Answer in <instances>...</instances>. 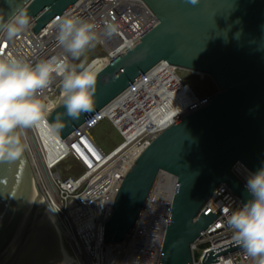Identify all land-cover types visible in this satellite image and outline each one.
<instances>
[{
	"label": "water",
	"instance_id": "1",
	"mask_svg": "<svg viewBox=\"0 0 264 264\" xmlns=\"http://www.w3.org/2000/svg\"><path fill=\"white\" fill-rule=\"evenodd\" d=\"M78 0H0L24 3L32 31L51 26ZM156 24L97 73L93 111L68 121L64 139L159 61L207 75L217 91L207 104L163 130L138 155L122 179L103 227V241L120 242L131 232L160 172L175 177L170 214L158 264H193L191 245L218 217L202 207L219 185L243 205L251 195L232 172L240 162L253 174L264 167V0H141ZM57 105L51 110V122ZM47 210L24 151L0 162V264H28L52 241L43 229ZM241 248L209 252L203 264Z\"/></svg>",
	"mask_w": 264,
	"mask_h": 264
},
{
	"label": "built area",
	"instance_id": "2",
	"mask_svg": "<svg viewBox=\"0 0 264 264\" xmlns=\"http://www.w3.org/2000/svg\"><path fill=\"white\" fill-rule=\"evenodd\" d=\"M86 18L99 26L106 24L117 31L98 44L105 64L134 46L156 24V18L141 0H78L64 14ZM63 14V15H64ZM62 15V16H63ZM30 28L13 41L0 40V56L16 55L30 62L65 55L56 41L55 23L34 33ZM70 59V58H69ZM73 63V61H71ZM182 70L159 61L118 96L108 102L85 124L62 139L43 128H29L22 133L26 154L46 203L55 211L58 225L79 264H158L170 214L175 177L160 172L131 230L123 241H103V227L123 177L138 155L163 130L181 116L207 104V96L199 97L180 76ZM201 76H204L200 74ZM60 77L45 90L50 111L60 100ZM185 101L187 105L182 107ZM108 120L120 142L104 151L92 139L90 128ZM71 159L80 173L63 177L57 165ZM234 175L246 184L253 174L240 162L232 167ZM242 206L224 186L219 185L202 207V211L218 212L191 245L192 263L203 264L209 252L217 253L236 246L223 209ZM254 264L239 248L217 257L213 264Z\"/></svg>",
	"mask_w": 264,
	"mask_h": 264
},
{
	"label": "clouds",
	"instance_id": "3",
	"mask_svg": "<svg viewBox=\"0 0 264 264\" xmlns=\"http://www.w3.org/2000/svg\"><path fill=\"white\" fill-rule=\"evenodd\" d=\"M187 2L195 6L199 0ZM54 23L63 58L33 63L16 55L0 56V162H15L22 157L25 129L43 128L58 136L68 121H79L83 114L93 111L98 73L91 64L71 61H80L117 29L106 24L101 32L96 23L67 13ZM30 26L31 17L24 3H9L7 12L0 13V40L11 42ZM57 77L61 78L60 105L64 111L56 112L50 122L44 92ZM245 187L252 198L230 215L228 208L223 211L236 244L254 264H264V167L248 175ZM224 264H232V260Z\"/></svg>",
	"mask_w": 264,
	"mask_h": 264
},
{
	"label": "rangeland",
	"instance_id": "4",
	"mask_svg": "<svg viewBox=\"0 0 264 264\" xmlns=\"http://www.w3.org/2000/svg\"><path fill=\"white\" fill-rule=\"evenodd\" d=\"M104 55L105 54L103 53L102 49L99 46H96L95 48L87 51L80 61H73V63L83 62L87 65L94 58H98V57L102 58ZM180 76L184 82H186L191 86L193 91L199 97L208 96L217 91L216 84L214 83L212 78L207 75L201 76L198 73L182 70L180 72ZM89 131L94 142L104 151L111 150L121 140L118 133L115 131V129L106 119H102L98 123L94 124ZM56 170L63 177L73 176L80 173V169L71 159H66L60 162L57 165ZM61 237H62V243L64 249L67 251V254L73 259L70 248L65 238L63 237L62 233H61Z\"/></svg>",
	"mask_w": 264,
	"mask_h": 264
},
{
	"label": "bare ground",
	"instance_id": "5",
	"mask_svg": "<svg viewBox=\"0 0 264 264\" xmlns=\"http://www.w3.org/2000/svg\"><path fill=\"white\" fill-rule=\"evenodd\" d=\"M88 64H91L93 66V70L98 72L105 65V62L103 58L98 57L91 60ZM187 102L188 101L182 103L181 108L184 109ZM46 205L47 210L43 219V229L47 232L49 239L52 241V248L49 251L41 249L33 256L32 260L28 264H79V262L72 256L73 260L64 249L61 233L63 237L64 234L58 225L56 213L50 207V204L46 203Z\"/></svg>",
	"mask_w": 264,
	"mask_h": 264
}]
</instances>
